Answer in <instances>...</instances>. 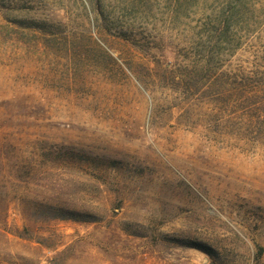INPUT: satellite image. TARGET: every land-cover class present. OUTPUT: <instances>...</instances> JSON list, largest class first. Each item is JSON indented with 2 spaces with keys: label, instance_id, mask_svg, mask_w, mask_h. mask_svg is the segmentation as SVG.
<instances>
[{
  "label": "rangeland",
  "instance_id": "374dc122",
  "mask_svg": "<svg viewBox=\"0 0 264 264\" xmlns=\"http://www.w3.org/2000/svg\"><path fill=\"white\" fill-rule=\"evenodd\" d=\"M0 264H264V0H0Z\"/></svg>",
  "mask_w": 264,
  "mask_h": 264
},
{
  "label": "trees",
  "instance_id": "16d2710c",
  "mask_svg": "<svg viewBox=\"0 0 264 264\" xmlns=\"http://www.w3.org/2000/svg\"><path fill=\"white\" fill-rule=\"evenodd\" d=\"M204 249H206L205 251H206L207 253H209L210 255H212L211 248L205 246Z\"/></svg>",
  "mask_w": 264,
  "mask_h": 264
}]
</instances>
